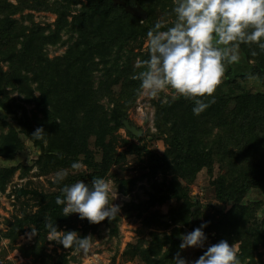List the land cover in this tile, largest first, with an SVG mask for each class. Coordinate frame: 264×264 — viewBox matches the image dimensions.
Masks as SVG:
<instances>
[{"label": "trees", "instance_id": "trees-1", "mask_svg": "<svg viewBox=\"0 0 264 264\" xmlns=\"http://www.w3.org/2000/svg\"><path fill=\"white\" fill-rule=\"evenodd\" d=\"M124 1L129 5L140 4L147 10V17L133 14L126 10L125 5L114 0H0L1 107L12 111L10 93L20 90L27 93L38 112L42 113L28 116L20 122L22 133L42 150L36 160L39 173L50 174L71 168L74 161L85 166L83 170L68 174L60 184L55 183L57 187L54 191H39V210L30 214L23 209L22 216L8 219L7 229L0 232V241L6 237L14 242L26 227H34L38 229L37 242L47 243L45 217L55 222L59 230H75L82 236L87 235L88 229L96 228L98 223H89L85 218L80 220L83 223L80 227L72 214L63 216V205L56 204V197L62 195L63 184L76 180L88 183L95 176L106 179L112 176L118 189L127 194L135 180L120 177L114 172L116 175H113L112 169L124 166L128 153L135 152L138 157L146 153L149 162L147 174L156 180L151 184L149 198L138 204L131 201L129 209L143 215L168 199H175L177 205L171 206L167 213L159 210L146 213L144 226L160 227L164 233L152 231L147 245L144 241L129 244L127 254L141 258L145 264H175L174 258L180 253L183 228L190 226L194 229L207 222L204 232L215 231L216 242L225 239L230 244L239 243L237 255L245 262L254 256L259 246H264V198L258 202L243 201L245 195L256 188L264 197V155L255 158L248 167L237 164L241 171L238 177L232 180L218 177L212 181L217 197L224 205L212 206L217 215L215 218L206 217L204 222L192 218L191 207L195 202L183 187L182 178L190 179L202 168L213 167L212 154L192 142L191 134L198 126L199 118L207 119L222 113L229 119L226 121V128L232 135L229 141L233 137L239 142V135H242L244 140L241 145L248 141L252 142L251 146L256 141L264 143V93L252 94L243 90L240 82L235 83L230 93L204 97L208 107L199 115L192 112L193 101L181 97L161 109L165 114L164 122L174 121L176 129L175 132L173 129L168 132L166 148L162 153L149 151L147 145L118 152L116 129L125 127L123 119L129 118L124 110L116 106L117 100L121 103L120 92L112 90V87L122 80L124 89L121 94L128 95L133 89L134 95H137L139 80L133 79V75L141 69L135 67L137 54L131 52L130 46H142L147 39V31L157 22V10L168 7L172 11L173 8V0ZM79 3L81 7L76 8ZM40 11L54 13L56 19L46 23L37 21L35 13ZM170 15L175 20L174 13ZM173 22L162 23V30ZM74 34L76 39L67 45L63 55L48 56L46 49L49 45H64L72 40ZM64 35L69 40L64 39ZM240 46L247 60L253 59V65L249 74L228 71V83L236 81L237 77L246 79L253 75L262 79L264 84V51L255 44L241 43ZM148 55V51L140 54L141 59H147ZM2 63H6L7 67ZM35 89L40 92L38 96L34 95ZM102 97L115 101V105L105 109L99 103ZM233 101L235 105L230 110ZM122 105L127 107V103ZM157 117L160 120L159 115ZM179 126L182 133L177 129ZM37 127L45 131L42 139L32 137ZM144 136L141 134L139 138ZM123 142L127 143L126 140ZM23 147L18 130L11 127L1 138L0 155L13 158ZM233 166L236 170V163ZM16 169V166L0 168L2 189L6 188ZM159 174L163 176L162 180H158ZM28 192L29 189L22 188V195ZM230 202L232 207L226 211L225 204ZM260 213L263 215L260 216ZM166 216L168 220L163 219ZM110 225L113 234H116L115 222ZM167 228L171 231H166ZM46 249L47 245L38 246V243L32 249L22 247L23 253L34 255L41 264L69 263L65 250L53 262V255Z\"/></svg>", "mask_w": 264, "mask_h": 264}, {"label": "rangeland", "instance_id": "rangeland-1", "mask_svg": "<svg viewBox=\"0 0 264 264\" xmlns=\"http://www.w3.org/2000/svg\"><path fill=\"white\" fill-rule=\"evenodd\" d=\"M78 7H81L80 3L77 4L76 8ZM170 14H172V11H169L168 7H165V9L161 8L156 11L155 18L157 21H161V23L174 21V18H171ZM16 17H19V15H16ZM35 19L43 23L53 22L56 19V14L40 11L35 13ZM76 37V34H74L71 41L61 46L49 45L46 49L48 56L54 58L56 55H63L67 45L73 42ZM64 39L69 40L67 35H64ZM146 40L143 42L142 46H130L131 52L137 54V58L139 59H141L140 54L148 51ZM252 63L253 59L248 61L240 46L239 60L225 65L224 72L213 94H222V92L230 93L231 87L238 82H240L243 90L252 94L264 93L262 79L253 75L248 76L246 79L237 77L236 81L228 83V78L226 77L228 71L231 73L240 71L249 74L253 65ZM2 64L5 65V68L7 67L6 63ZM121 82L122 80L118 82L117 85H114L112 90L117 93L120 92L121 96L118 94V97L122 104L127 103V107L119 103L118 100L116 106L126 112L131 123L142 128V135L145 136L143 139H140L139 136L136 137V135L133 136L130 134L124 126L117 128V151H130L131 149H135L137 145H147L146 147H148L149 151L162 153L166 148V138L169 136L168 132H171L172 129L175 132L176 129L174 121L168 120L169 122H164L165 114L161 112V109L172 104L174 100H178L181 96L177 95L175 99H172L173 90L171 89L166 90V92L162 93L157 98L140 95L135 96L132 91L133 89L129 91L128 95H124L121 94V91L124 89V85ZM35 86L36 84H34V87ZM133 87L134 86L131 88ZM39 94L40 92L35 89L34 95L38 96ZM164 96H167L168 99L162 103L161 100ZM9 103L12 106V111L10 112L3 109L0 105V141L2 136L5 135L11 127H15L22 138L24 147L16 153L13 158H6L0 155V168L17 167L11 179L8 180L6 188L2 189L0 187V232L7 229L6 221L8 219H13L14 216H22L23 209H26L27 213L30 214L39 210V191H54L57 187L56 184L53 183L55 173H39L36 160L42 150L29 138V136H25L21 130V120H25L28 116L32 117L36 113H38V115H42V113L38 112L39 110L36 108V104L30 101L29 96L24 91H11ZM99 103L103 104L105 109H109L115 105V101L111 102L108 97H102ZM234 105L235 102H231L229 109L231 110ZM260 112L262 111L260 110ZM158 115L160 120L157 117ZM227 119L228 118L222 113L219 114V116L213 115L207 119L199 118L197 119L198 126L195 127L194 133L191 134L192 136L190 135L193 140L192 142L198 143L200 147L209 151L213 156V167L211 169L205 167L190 179L182 178L183 187L192 195L195 202L191 207V216L192 218L196 217L200 222H204L208 216L212 218L216 217L217 214L212 206L220 207V205H224L218 199L216 187L212 181L218 177H226L228 180H232L241 173L237 164L240 163L243 167H248L253 163L255 158L259 157L261 154L264 155V143L260 141H256L254 146H251L252 142L249 141L246 142L245 145H241L244 140L242 135H239L241 137V139L239 138V142L233 137L229 141L231 132L226 128ZM179 128L180 126L177 127V129ZM179 131L182 133L180 129ZM123 140H126L127 143H124ZM124 162H126L124 166H116L112 169V174L116 175L114 173H117L120 177L135 180L132 190L127 194L122 193L118 189L114 178L112 176L108 178L117 193L116 197L113 195L112 203L120 205L119 212L113 219L115 227L118 229L116 234H113V227L109 224L107 218L99 222L96 228H89L87 235L90 234L93 237L94 243L90 251L87 254H83L74 249H66L55 241L47 240V243L37 242V235H33L29 238L32 227H26L25 231L14 242L6 237H2L0 241V264H41L40 260L35 258L34 255L29 253L25 254L22 251V247L32 249L36 243H38V246L47 245L46 251L53 255V262H56L58 255L65 250L67 259L69 260L68 264H145L141 258L127 254L128 245L136 244L138 241H144V244H146L147 241L150 240V233L152 231L164 233L160 227L152 226L148 228L144 226L146 213L155 212L156 210L167 213L171 206L177 205V201L175 199H168L164 204H158L143 215H139V212L136 210L133 211L129 209L131 201L138 204L149 198L151 184L156 178L151 179L149 174H147L149 162L146 153H142V157H138L135 152L128 153L127 159H125ZM235 163L236 170H234L233 166ZM83 169H85V166L81 165L79 170ZM64 170H67L68 174L77 172V170H73L72 168ZM162 177L161 174L157 175L158 180H162ZM22 188L29 189L30 192L26 195H22ZM263 198L262 192L256 188V190L246 194L243 201L247 203L258 202L263 200ZM198 202H200V205L196 208ZM231 207V202L225 204L226 211L231 209ZM197 211H200L201 214ZM259 215L262 216L263 213ZM72 217L78 222L80 227L83 226V223H80L81 219L78 214L73 213ZM163 219L166 220L165 217H163ZM185 227L188 228L186 233L193 230L190 226ZM184 229L185 228H183V231ZM166 231L170 232L171 228H167ZM205 235L207 239L204 247L180 249L181 256L191 262L199 258L209 245L217 243L215 241V238H217L215 231L205 232ZM235 244L239 250V243ZM261 262L264 263L263 245L259 246L252 258H248L245 262L241 261V264H261Z\"/></svg>", "mask_w": 264, "mask_h": 264}, {"label": "clouds", "instance_id": "clouds-1", "mask_svg": "<svg viewBox=\"0 0 264 264\" xmlns=\"http://www.w3.org/2000/svg\"><path fill=\"white\" fill-rule=\"evenodd\" d=\"M175 20L162 30L157 21L147 31V59L135 61L141 70L133 75L139 80L137 95L157 98L166 90L193 101L192 112L199 115L208 107L204 97H211L224 72L226 64L239 60V48L243 44H255L264 51V0H173ZM255 54V52H253ZM164 96L161 102L167 101ZM45 131L37 127L32 133L42 139ZM46 144L47 141L45 140ZM70 167L78 170L79 161ZM68 175L67 170L55 172L53 183L60 184ZM62 195L56 204L63 205L62 214L73 213L89 223H99L106 218L114 219L120 205L112 203L116 189L110 180L95 176L86 183L76 180L63 184ZM47 240L55 241L66 249L87 254L93 246V237L80 235L75 230H59L55 222L45 217ZM207 222L181 237L180 249L204 247L207 239L204 228ZM32 227L29 238L36 235ZM235 243L221 239L209 245L199 258L189 262L177 253L175 264H241Z\"/></svg>", "mask_w": 264, "mask_h": 264}, {"label": "water", "instance_id": "water-1", "mask_svg": "<svg viewBox=\"0 0 264 264\" xmlns=\"http://www.w3.org/2000/svg\"><path fill=\"white\" fill-rule=\"evenodd\" d=\"M115 3H120V4H123L125 5V8L126 10L132 12L133 14L139 16V17H142V18H146L147 15H148V12L146 9H144L140 4H137V5H129L127 4L124 0H114ZM123 123L125 125V127L131 132L133 133L134 135L136 136H141V134L143 133V130L142 128H139L137 125L131 123L127 118H124L123 119ZM21 193V191H20ZM200 205V202L197 203L196 205V208H198ZM194 209V208H193ZM166 220H168V217H165ZM107 220L109 221L110 224H114V221L113 219H108ZM188 231V228L185 227L183 233L180 235V239L182 237L183 234H185L186 232Z\"/></svg>", "mask_w": 264, "mask_h": 264}]
</instances>
